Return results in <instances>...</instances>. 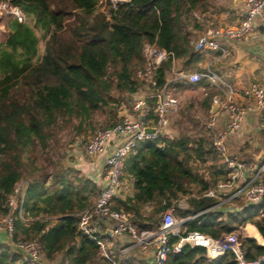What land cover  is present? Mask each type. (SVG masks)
<instances>
[{
    "label": "trees",
    "instance_id": "trees-1",
    "mask_svg": "<svg viewBox=\"0 0 264 264\" xmlns=\"http://www.w3.org/2000/svg\"><path fill=\"white\" fill-rule=\"evenodd\" d=\"M10 2L35 26L13 19L7 40L10 49L0 55V219L9 211L8 200L17 184L27 178L22 210L28 221L19 210L15 212L14 241L38 239L48 258L64 253L69 264H144L102 256L99 241L110 238L99 235L94 239L78 230L79 214L100 193L95 181L74 169L59 171L49 181L42 168L25 171L24 158L38 148L48 150L61 117L79 120L78 129L84 132L83 124L114 101V89L137 92L143 80L134 68L137 62H142L143 72L148 68L146 44L173 52L184 67L198 68L205 55L192 49L189 26L194 12L205 8L207 0H131L116 5L111 0ZM194 26L202 29L197 21ZM36 28L45 40L43 52ZM172 66L169 59L154 71L158 88L167 82ZM201 83L204 81L194 85ZM188 85L193 84L171 83L174 91ZM211 102L212 96H207L202 104L211 108ZM211 155L219 158V164H213L209 173L194 168V162L206 164ZM220 159L212 144L208 150L203 139L193 144L189 136L181 134L145 140L125 162L126 172L134 178L135 194L115 199L114 208L129 213L144 230L157 227L160 218L155 215L174 207L183 217L195 216L185 223L186 232L199 231L214 238L239 233L245 260L254 261L264 256V245H260L264 244V199L259 204L236 201L235 208L226 204L208 210L219 200L202 193L227 177ZM193 185L200 187L198 194L192 192ZM182 196H188L187 209L178 207ZM149 204L154 208L148 215ZM247 223L259 232L262 242L255 239L260 244L243 235ZM178 240L172 237L171 242ZM0 264L30 263L0 242ZM167 264L239 262L232 252L211 260L205 248L186 245L180 252H172Z\"/></svg>",
    "mask_w": 264,
    "mask_h": 264
},
{
    "label": "built area",
    "instance_id": "built-area-1",
    "mask_svg": "<svg viewBox=\"0 0 264 264\" xmlns=\"http://www.w3.org/2000/svg\"><path fill=\"white\" fill-rule=\"evenodd\" d=\"M244 11L237 25L216 26L208 29L193 41L195 52H221L227 55L226 43L241 41L248 37L255 28L258 20L264 21V0H244ZM0 10H5L11 17L25 23L27 16L17 5L9 0L1 1ZM149 65L145 72L139 73L143 80L144 90L139 89L132 103V113L125 114L112 127L98 128L85 144L84 153L98 162L103 158V178L99 184L100 193L94 203L79 214L78 230L83 235L97 239L99 235L108 238H125L128 245L122 246L119 253L127 255L137 249L152 248L155 264H167L172 252L178 253L186 245L203 247L207 257L215 260L226 252H232L239 264H260L264 256L254 261H246L244 251L237 232L223 234L219 238L199 232H186L185 223L195 217L179 218L174 207L167 209L160 217L157 227L140 230L132 221V216L123 209L114 208L123 180L127 175L126 158L136 151L138 145L145 140H155L168 137L170 117L176 113L180 100L171 86L173 81H185L197 84L209 82V87L219 91V98L214 100L226 112L228 128L237 131L246 116L254 108L264 112V86L253 82L244 90H237L233 85L223 81L211 68L205 71H176L177 59L173 52L146 44L144 48ZM172 59V71L175 77L167 80L164 86L157 87L154 71L161 64ZM243 96L254 106L237 101V96ZM217 119L210 117L207 128L213 132L211 144L220 155L221 166L227 171V177L202 193L204 197L216 198L219 202L210 209L221 208L226 204L243 201L248 204H259L264 199V162H252L241 159L229 151L226 144V132H215ZM152 128L154 131H148ZM169 138V137H168ZM29 187V182L20 181L14 193L8 200V213L0 219V231H4L12 240L11 247L23 256L30 264H42L44 247L38 239L14 241L15 212L19 210L24 221L23 202ZM107 230L112 232L107 235ZM172 237H178L172 243ZM102 248L108 243L99 241ZM107 253V252H106ZM109 255V254H108ZM106 254V256H108Z\"/></svg>",
    "mask_w": 264,
    "mask_h": 264
},
{
    "label": "rangeland",
    "instance_id": "rangeland-1",
    "mask_svg": "<svg viewBox=\"0 0 264 264\" xmlns=\"http://www.w3.org/2000/svg\"><path fill=\"white\" fill-rule=\"evenodd\" d=\"M111 1L114 5H116L120 2H128L131 0ZM234 3L235 0H207L205 8L195 11L193 14L194 19L191 20V26H189V32H191V46L193 45V41L197 39L198 35H200L209 27H216L221 23L234 24L237 21L238 14V11H235L236 7ZM13 19L14 18L11 17L5 10H0V55L5 48L6 50L10 49L7 47V40L11 32L10 27ZM196 21L202 29H197L194 26ZM27 22L32 26H35L34 21L30 17L28 18ZM36 29L38 36L41 38L40 51L43 52L45 40L42 39V31L40 28ZM260 29L261 28H258V30L254 32V35L257 32V35L259 34L258 36L260 37H254L251 40V43L254 51L253 56L260 58L261 61L264 62V32H262ZM251 35L253 34H250L247 38H251ZM192 49H194L193 46ZM210 53L211 55H214V53L216 54L217 52H207L202 54L205 55V59H208V55ZM180 63L181 64L178 66L184 67L181 59ZM136 64L137 65L135 66L134 71L135 74L139 76V73L143 70L142 62H137ZM204 64L205 62L203 63V66ZM185 68L195 70V68L193 69L187 66H185ZM174 70L177 71L178 67L176 66ZM175 74L176 73L173 71L169 72L168 78H174ZM257 82L264 85V83H262L260 80ZM140 89L143 91L144 87L142 86ZM175 92L180 100V105L173 117V126L178 131L179 136L181 134L189 136L193 144H196L200 141V139H203L208 150H211L213 133L207 129V122L210 119L211 108L204 106L202 103L205 97L212 96L214 91H210L209 87L188 85L185 87H178ZM112 96L114 101H112L109 106H107L102 111L96 112L91 120L86 121L83 124L85 129L84 132H80L78 129L80 124L79 120L75 118L61 117L59 124L54 130L55 139L50 142V147L48 150L43 152L38 148L25 155L28 157L24 158V170L26 171L27 169V171H30L36 166L42 168L41 170H43V173L49 176V181L52 179L55 173L59 171L68 172L72 169L76 170L83 176H87L86 172L84 171L86 169L84 162L93 163L92 159L88 158L84 153L85 144L89 138L93 135L96 129L112 127L121 120L123 115L132 113V103L136 95H132L128 92H119L114 89L112 91ZM33 157H35V159H33ZM213 164H219V158L211 155V157H208V163L201 164L199 162H194L193 166L197 171L201 170L202 172L209 173ZM25 181H27V178ZM190 187L194 193H197L200 190V188L195 185ZM186 202L187 196H182L178 205H182V203L185 204ZM147 206L148 211H146V213L149 215L152 212L154 206L152 204ZM177 211V217L181 218L182 215L180 214V211ZM160 216V214L155 215L156 218H160ZM243 235L247 236L245 233H243ZM257 243L260 244L258 241ZM124 245H128V243L114 241L113 245L111 243L107 244L104 248H102L101 255L106 256V254H109V256H111V258L116 261H124L125 259H129L138 262L137 258L139 256L134 251L127 255H122L119 253L120 248H122ZM42 264L69 263L64 253H59L53 259H50L44 252Z\"/></svg>",
    "mask_w": 264,
    "mask_h": 264
},
{
    "label": "crops",
    "instance_id": "crops-1",
    "mask_svg": "<svg viewBox=\"0 0 264 264\" xmlns=\"http://www.w3.org/2000/svg\"><path fill=\"white\" fill-rule=\"evenodd\" d=\"M234 5L236 7L235 11H238L237 21L234 24L221 23L219 24V26L237 25L241 21V15L245 9L244 1L243 2L240 1L239 4H237L235 0ZM263 27H264V21L258 20L256 22L254 31L251 34L254 35V32L258 30V28H261L260 30L264 32ZM208 29H210V27ZM208 29L204 30L201 34L206 32ZM200 35H198V37ZM253 35H251V38L249 39L246 37L247 39L244 38L241 41H230L226 43V47L228 50L227 55H222L220 53H216V54L214 53V55H211L210 53L208 55V59H205L203 62H200L197 65V67L200 69L196 68L195 70H192L182 66L179 67L178 65L181 63L180 60H177L176 63V66L178 67L177 71H186V72L205 71L207 68H211L221 77L223 81L233 85L239 91L244 90L251 83L257 82L258 80L264 83V62L261 61L260 58L253 56L254 51L251 43V40L254 37H260V36H258L259 34L257 35V32L254 36ZM204 62L205 64L203 66ZM261 85L264 86L263 84ZM197 86L209 87V82L204 81V83H201ZM209 88L210 91H214L213 92L214 94L212 95L214 103L212 102L211 104L210 117H215L217 119L215 132H226V144L230 152L238 155L243 160L258 162L257 158H259L264 154V112H261L258 109L254 108L253 107L254 104L251 101L244 98L243 96L241 95L237 96V101L245 105L252 106L253 109L246 114L241 127L237 131H231L228 128V124H227L228 118L226 112L220 107V105L216 107V109L213 111L214 104L217 103L214 99L219 98L220 95L219 91L211 87ZM175 114L176 113L172 114L170 117V127L168 130L169 138H176L179 136L178 131L173 126V117ZM84 164L86 169L84 170L83 168V170L87 174V176L85 177L89 178L92 181H95L99 186V184L101 183V179L103 178V173H102L104 167L103 158L98 162L96 161L93 163L84 162ZM135 191L136 190L134 187V178L128 175L127 173V175L123 180V184L118 198L125 199L127 197L133 196L135 194ZM199 192L195 194H198ZM235 205L236 203L230 204L231 208L232 207L235 208L236 207ZM178 207L180 209H187L188 202H186L185 204L182 203V205L179 204ZM145 210L148 211V206L146 207ZM177 212L178 211L175 209V213ZM181 218H187V217L181 216ZM248 224H252V223H247L242 228V233H245L247 235L246 237L251 238L246 233V227L248 226ZM114 241L125 243L127 240L125 238H110V240H108L107 243L108 244L111 243L113 245ZM0 242H3L7 245L12 244V240L10 236H8L7 233L4 231H0ZM134 252L137 253V255L139 256L137 258L138 262L140 261L143 262L144 264H155L154 252L152 248L140 249Z\"/></svg>",
    "mask_w": 264,
    "mask_h": 264
},
{
    "label": "bare ground",
    "instance_id": "bare-ground-1",
    "mask_svg": "<svg viewBox=\"0 0 264 264\" xmlns=\"http://www.w3.org/2000/svg\"><path fill=\"white\" fill-rule=\"evenodd\" d=\"M246 233L248 234V236L256 238L260 242H262V238H261L259 232L257 231L256 228L252 227L251 225L246 227Z\"/></svg>",
    "mask_w": 264,
    "mask_h": 264
},
{
    "label": "water",
    "instance_id": "water-1",
    "mask_svg": "<svg viewBox=\"0 0 264 264\" xmlns=\"http://www.w3.org/2000/svg\"><path fill=\"white\" fill-rule=\"evenodd\" d=\"M240 1H244V0H236V3L238 4ZM219 104L215 103L214 107H213V111L216 109V107H218ZM148 131H154L152 128H148ZM258 162H264V154L262 156H260L259 158H257ZM112 232L110 230H107V235H111ZM260 245H264V244H260Z\"/></svg>",
    "mask_w": 264,
    "mask_h": 264
}]
</instances>
